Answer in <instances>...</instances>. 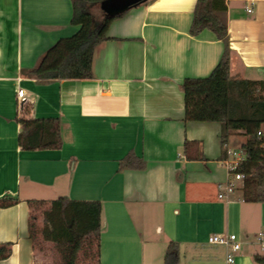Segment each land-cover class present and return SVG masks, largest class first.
<instances>
[{
    "label": "crops",
    "instance_id": "crops-1",
    "mask_svg": "<svg viewBox=\"0 0 264 264\" xmlns=\"http://www.w3.org/2000/svg\"><path fill=\"white\" fill-rule=\"evenodd\" d=\"M196 1L127 10L95 49L91 79L39 81L24 71L77 32L71 1L0 0V198L19 200L0 209V244L12 243V219L29 223L27 201L67 198L102 204L99 264H163L172 243L178 264H227L226 248L207 239L228 234L242 242L233 264H258L246 242L264 232V203L239 191L218 200L219 126L182 121L181 83L208 77L224 50L208 30L189 35ZM223 18L230 75L264 80V0H227ZM20 118L58 119L62 146L21 150ZM235 138L241 148L245 138L232 135L228 150ZM128 155L133 166L121 169Z\"/></svg>",
    "mask_w": 264,
    "mask_h": 264
},
{
    "label": "trees",
    "instance_id": "trees-1",
    "mask_svg": "<svg viewBox=\"0 0 264 264\" xmlns=\"http://www.w3.org/2000/svg\"><path fill=\"white\" fill-rule=\"evenodd\" d=\"M70 25L77 32L58 40L39 59L32 69L24 71L39 81L81 80L92 78V59L95 49L109 40L110 24L123 16L105 15L96 23L89 9L106 0H70ZM227 0H197L189 35L197 36L208 30L223 44V53L215 68L206 78H187L180 85L183 98L182 121L213 123L219 126L220 159L226 155L232 135L244 137L241 145L243 161L236 172L243 175L235 191L249 203H264V80H248L230 75V51L227 27L223 18ZM25 109V105L23 106ZM18 146L23 151L58 149L62 146L58 119L20 118ZM130 155L120 162V168H132ZM136 168L141 169L142 166ZM19 200L0 198V209L15 206ZM31 209L28 232L32 242L50 244L58 264H99V243L102 228V204L99 201H74L58 198L49 202L27 201ZM41 216L42 227L35 230L36 217ZM12 243L0 244V261L12 255ZM258 264L264 258L254 256ZM163 264H178L177 246L169 244Z\"/></svg>",
    "mask_w": 264,
    "mask_h": 264
},
{
    "label": "rangeland",
    "instance_id": "rangeland-1",
    "mask_svg": "<svg viewBox=\"0 0 264 264\" xmlns=\"http://www.w3.org/2000/svg\"><path fill=\"white\" fill-rule=\"evenodd\" d=\"M90 13L96 23H102L105 18V13L100 9V5H93L89 9ZM233 146L237 153L240 152V148H237L239 139H233ZM36 220L34 221L35 230H40L42 227L41 216L38 211L33 212ZM13 215V214H12ZM19 228L16 227V222L12 219L11 224V238L4 242H12L14 244V254L0 261V264H58L57 256L55 255L52 246L50 244L42 243L41 238L37 235V241L34 242V252L36 258L33 256L32 242L29 239V232L27 228V219H25V214L20 218ZM3 243V242H2ZM18 259V260H17ZM87 264V263H81ZM94 264V263H90Z\"/></svg>",
    "mask_w": 264,
    "mask_h": 264
},
{
    "label": "built area",
    "instance_id": "built-area-1",
    "mask_svg": "<svg viewBox=\"0 0 264 264\" xmlns=\"http://www.w3.org/2000/svg\"><path fill=\"white\" fill-rule=\"evenodd\" d=\"M253 2L250 1L248 6L245 7V12L251 14L253 9ZM16 97L18 100V107L23 106L26 102L23 90H17ZM243 153L240 150L239 153L236 151L228 150L220 163L225 167L227 172V180L224 185H217V196L218 200L228 199V196L234 193L238 183L243 180V175L236 172L239 164L243 161ZM207 242L211 245L223 246L227 250L226 263L233 264L236 255L240 252L242 242L235 234H228L226 236L211 235L208 237ZM248 245L254 246L257 249L259 255H264V232L256 234L252 241L246 242Z\"/></svg>",
    "mask_w": 264,
    "mask_h": 264
},
{
    "label": "water",
    "instance_id": "water-1",
    "mask_svg": "<svg viewBox=\"0 0 264 264\" xmlns=\"http://www.w3.org/2000/svg\"><path fill=\"white\" fill-rule=\"evenodd\" d=\"M147 0H106L100 3V9L108 16L122 14Z\"/></svg>",
    "mask_w": 264,
    "mask_h": 264
}]
</instances>
